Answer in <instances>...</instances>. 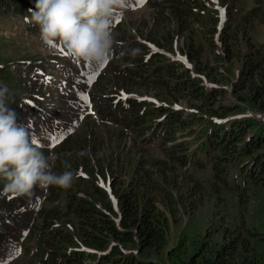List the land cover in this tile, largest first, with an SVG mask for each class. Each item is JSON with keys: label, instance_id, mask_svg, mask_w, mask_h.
I'll list each match as a JSON object with an SVG mask.
<instances>
[{"label": "trees", "instance_id": "1", "mask_svg": "<svg viewBox=\"0 0 264 264\" xmlns=\"http://www.w3.org/2000/svg\"><path fill=\"white\" fill-rule=\"evenodd\" d=\"M1 1L12 4V10L20 7L34 9L27 0ZM177 1H170L173 3L170 13L177 22L180 34L184 30L181 26L183 15L182 11L174 8ZM254 2V7L240 18L242 28L239 29L238 24L228 20L220 32L219 40L220 48L224 44L222 53L226 57L233 53L228 39L241 42L244 46L241 67L229 90L232 94L245 90L250 95L247 102L249 106L264 113V42L255 45L248 41L244 33L239 35V30L244 26L251 27L253 21L264 22L261 20L264 12L260 8L263 0ZM183 10L191 11L188 5ZM183 14L192 16V13ZM35 28L39 29L38 26ZM187 46V53L192 55L189 43ZM144 48L147 51L145 46ZM208 55L216 58L213 50ZM117 59L118 52L114 46L109 64L94 85V89L100 88L102 80L112 81L114 93L111 94L114 95L102 100L91 94V111L97 119L102 115V124L114 121L120 127L130 125L129 127L133 126L143 135L146 134L145 139L162 140L165 159L150 161L155 170L156 167L159 169V175L154 176L155 171L146 167L145 163L148 161L143 159H139L133 166L131 160L123 158L105 165L96 160L97 156L95 159L90 158L95 152L90 145V133L82 134L80 149L83 155L80 153L77 156L70 147L74 134L66 135L53 151L58 157L53 171L60 173L71 170L75 173V179L68 189H47V199L54 202L63 200L64 209H51L42 205L37 212L40 226L36 231L39 237L34 249L29 250L26 245L24 247L30 264H154L149 260L150 254L163 247L170 221L177 220L180 210L184 213L189 209L193 210L188 201L190 197L181 194L177 198L165 179V170L174 172L178 168L184 170L187 166L196 171L209 168L215 184L218 186L220 182L219 190L222 192L217 199V191L210 190L214 198L210 207L211 219L199 239L189 247L178 243L173 249L180 250L176 258L177 264H264V223L258 225V218L254 217V213L251 216L247 209L251 194L258 188L264 189V120L231 115L236 114L237 105L224 104L217 109H210V113L217 117L231 115L232 119L220 122L209 120L208 125L197 132L196 142L191 145L184 140L177 141L179 138L176 133L185 129L187 123L181 118L182 111L167 104L169 97L174 93L188 98L203 96L205 104L210 105L209 100L223 95L224 91L214 88L202 91L200 85L188 75L185 76L187 82L177 77L175 70L173 71V63L164 59L161 53L153 52L145 56L141 51L133 61V69L118 70L115 65ZM147 65L150 67L148 71L145 70L148 69ZM172 80L173 83L170 84L169 81ZM188 82L192 84L187 86ZM119 85L126 86L123 87L124 91H131L133 87L146 90L154 86L158 101L118 98ZM27 99L36 101L34 97L26 98L25 101ZM25 101L17 91L10 90L5 97L8 108L16 113L18 123L24 126L28 118L39 112L38 108ZM35 104L37 105L36 102ZM187 117L195 120L189 114ZM169 162L171 167L167 166ZM79 172L86 175L85 178ZM119 174H127L126 183L119 182ZM106 175L110 179V191L116 198L115 207L111 203L109 192L98 183L99 177L106 180ZM4 183L0 180V192ZM8 195H0V218L14 201L23 202V196H12L10 199ZM229 195L233 196V201H229ZM206 201L209 202V199ZM69 216L76 220L75 226L72 225L73 231L64 230L66 227L61 223L65 218L71 221ZM230 218L235 219L233 225L228 224ZM57 221L60 225L56 224ZM32 237H35L34 234L29 233L27 239ZM3 238L4 234L0 231V241ZM173 250L169 256L175 255L176 251Z\"/></svg>", "mask_w": 264, "mask_h": 264}, {"label": "rangeland", "instance_id": "2", "mask_svg": "<svg viewBox=\"0 0 264 264\" xmlns=\"http://www.w3.org/2000/svg\"><path fill=\"white\" fill-rule=\"evenodd\" d=\"M170 1L172 0H143V2L127 0L128 7L123 15L117 14L113 17V36L118 54L120 51L135 47L140 48L142 55L145 56L153 52L161 53L164 59L173 63V71L175 70L177 77L186 81L185 76L188 75L200 85L202 91L212 88L224 91L223 95L211 98L210 105L205 104L203 96L188 98L174 93L169 97L167 104L182 111L181 118L187 123L185 129L176 133L179 138L177 141L184 140L190 145L193 144L196 142L197 132L202 127H206L209 120L220 122L232 119L231 115L264 120V113H259L247 103L250 95L245 90H240L236 94H232L229 90L234 76L238 74L241 67L244 46L241 42L237 43L228 39L233 53L226 57L222 53L224 44L222 43V48H220L219 40L220 32L223 31V26L228 20L235 25L238 24L239 29L242 28L240 18L254 7V0H178L174 8L182 11L183 15L181 26L184 30L180 34L176 20L171 17L170 7L173 3ZM27 3L35 8L36 0H27ZM187 5L190 6L191 11L183 10V7ZM262 6L260 8L264 12V0ZM12 8V4L0 0V87L12 92L17 91L24 101L26 98H36L35 102L39 112L28 118L25 126L31 120L34 121L36 133H39L41 127L47 128L49 134L43 141L42 147L45 155L49 150L53 152L67 133H72L74 137L70 147L78 156L81 153L82 134L90 133V145L95 149L90 158L95 159L97 156L96 160H100L102 165L110 164L117 158H123L131 160L133 166L139 159H143V161H148L145 166L153 169L156 173L154 176L158 177L159 169L156 167L155 170L150 161L165 159L162 140L159 138L145 139L146 134L143 135L133 126L129 127L130 125L120 127L119 123L114 121H111L112 124L110 122L102 124L100 122L103 121V117H100L102 115L97 119L93 111L90 112L87 107L85 94H92L94 98L102 100L114 95L111 94L114 93L112 81L104 79L100 88L94 89L96 82L94 84L93 82L101 75L106 63L92 65L76 62L62 47L49 49L43 46L38 39L39 29L26 19L30 18L31 8L20 7L18 10H12ZM183 13H192V16H184ZM261 20H264V13H262ZM252 24L251 27L244 26L242 30H239V35L244 33L252 44L263 43L264 22L253 21ZM187 43L192 48V55L187 53ZM212 50L216 58L208 55ZM128 59L129 57L125 56L123 59L116 60L115 65L118 70H122L121 65ZM149 69L148 66L145 70ZM169 83H173V80ZM188 84L192 83L188 82L187 86ZM123 87L126 86L119 85L117 88L119 89L118 96L128 95L151 101L157 100L154 86L146 90L133 87L131 91H124ZM161 92L164 94L162 90ZM35 102L32 101L34 104ZM224 104L237 105L235 106L238 109L236 114L217 117L210 113V109H217L218 106ZM188 114L195 120L189 119ZM51 137H57L55 147L50 146ZM167 145L171 144L167 143ZM201 158L204 161L202 156ZM171 165L169 162L167 166L171 167ZM79 173L85 178L86 175ZM165 175H167L165 179L168 180L177 198L181 194L190 197L188 201L190 206H193V210L189 209L187 213L180 210L177 220L170 221L163 247L156 253L151 252L149 260H152L154 264H177L176 258L180 250L173 249L178 243L189 247L192 242L199 239L211 219L210 207L214 198L210 190L217 191V199L222 191L219 190L221 189L220 182H218V187L209 168L196 171L191 166H187L184 170L178 168L174 172L165 170ZM115 176H118V173H115ZM121 176L119 174V182L126 183L127 174ZM105 177L106 180L99 177L98 183L109 192L111 203L115 207L116 198L110 191V179L108 175ZM47 194V189L35 188L30 196H23V202L14 201L5 210L0 218V231L4 234L3 240L0 241V264H30L24 247L26 245L29 250L34 249L39 237L36 231L40 226L37 212L41 210L42 205L51 209L54 207L64 209L63 200L55 202L48 200ZM12 196L9 194L8 198ZM208 199L209 202L206 201ZM228 199L233 201V196L229 195ZM249 199L247 209L250 215L254 213V217L258 218V225L264 223V189H256ZM65 219L61 222L66 227L64 230L73 231L71 229L75 226L76 220L70 216L71 221ZM234 222L235 219L230 218L228 224L233 225ZM56 224L60 225L58 221ZM29 233L34 234L35 237L27 239ZM171 250L176 251L175 255L169 256Z\"/></svg>", "mask_w": 264, "mask_h": 264}, {"label": "clouds", "instance_id": "3", "mask_svg": "<svg viewBox=\"0 0 264 264\" xmlns=\"http://www.w3.org/2000/svg\"><path fill=\"white\" fill-rule=\"evenodd\" d=\"M127 7V0H36L26 19L39 27L43 46L62 47L76 62L103 65L112 58L116 44L113 17L123 15ZM140 53L138 47L120 51L118 58L129 57L121 67L135 68L133 61ZM7 92L0 88V180L5 182L0 195L30 196L35 188H70L75 173L53 171L57 155L50 150L45 155L42 150L47 128L36 133L34 121L19 124L16 113L5 103Z\"/></svg>", "mask_w": 264, "mask_h": 264}, {"label": "snow or ice", "instance_id": "4", "mask_svg": "<svg viewBox=\"0 0 264 264\" xmlns=\"http://www.w3.org/2000/svg\"><path fill=\"white\" fill-rule=\"evenodd\" d=\"M141 2H143V0H141ZM62 51V50H61ZM66 55V54H65ZM41 75H43V74H41ZM49 79H51L50 77H49ZM90 79H92V77H90ZM25 103H29V104H32V101H30V100H28V101H25ZM57 123H59V122H57ZM51 140H52V143H51V147H55L56 146V141H57V137H51ZM10 199H11V197H10ZM25 235H26V233H25Z\"/></svg>", "mask_w": 264, "mask_h": 264}]
</instances>
